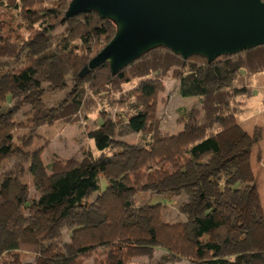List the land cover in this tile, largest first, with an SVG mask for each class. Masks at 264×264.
I'll use <instances>...</instances> for the list:
<instances>
[{
	"label": "trees",
	"instance_id": "1",
	"mask_svg": "<svg viewBox=\"0 0 264 264\" xmlns=\"http://www.w3.org/2000/svg\"><path fill=\"white\" fill-rule=\"evenodd\" d=\"M70 2L0 0V9L4 8L0 11V32L19 29L29 32L25 39L18 36L12 41L0 39V59L19 60L24 56L19 66L3 69L0 64V78L6 72L10 89L25 97L34 94L33 102L38 105L25 122H18L12 116L16 105L5 112H1L0 105V158L12 154L19 158L14 172L6 173L0 183V206L10 202L15 208L4 222L0 260L5 245L7 250L33 252L46 263L87 264L84 259L107 247L108 255L94 257V264H126L128 259L140 254L136 244L148 242L160 244L169 253L187 259L191 264H264V248L258 245H251L232 257L221 255L223 245L244 240L245 231L239 229L238 213L244 187L236 186L238 180L230 183L239 177L238 169L222 173L225 182L216 187L214 198H208L200 179L194 182L198 186L190 195L189 204L195 238L187 222L170 224L164 221V202L137 208L124 196L132 190L160 188L171 176L184 175L190 164H202L206 159H218L224 150L232 151L234 142L222 139V134L238 128V116L247 110L242 99L251 96L255 77L264 72V45L221 56L211 62L198 55L185 59L169 48L160 47L116 75L105 63L82 77V69L100 47L110 42L116 27L94 11L67 17ZM60 27L62 31L57 32ZM39 37H44L45 49L34 55L31 45ZM50 62H56V71L65 80L63 85L71 87L59 109H47L41 103ZM165 77L180 82L182 97L200 99L199 108L182 112L178 122L183 129L168 135L163 133L161 120L157 117L158 96L165 91ZM229 79L228 84L209 86L210 81ZM5 98L4 95L0 100ZM119 102L125 107L116 113L115 120L128 124L147 146L137 150V158L129 169L119 174H105L106 188H101L100 172L109 166L125 167L129 159L123 149H109L115 134L112 119L108 122L107 134L101 126L87 129L88 138L98 144L105 140V147L109 149L106 151L103 147L98 155L84 145L80 160L68 158L65 161L54 154V158L45 164L43 152L47 144L24 150L32 148L36 139H41L38 131L42 126L53 127L57 122L85 125L91 115L111 109ZM25 129L27 133L17 134ZM263 132L261 126L254 128L245 147L248 156L261 141ZM239 134L247 135L245 131ZM258 159H261V153ZM26 174L35 179V186L40 191L36 198L31 197L23 183ZM253 182L247 188L256 198L250 201V209L254 221L264 227L255 179ZM94 195L95 206L92 205ZM91 208L98 209L100 220L78 225L83 212ZM201 209L204 216L199 214ZM217 214L222 215L224 222L217 220ZM70 226L69 256L61 241L63 230ZM212 230L216 231L218 239L205 237Z\"/></svg>",
	"mask_w": 264,
	"mask_h": 264
},
{
	"label": "rangeland",
	"instance_id": "2",
	"mask_svg": "<svg viewBox=\"0 0 264 264\" xmlns=\"http://www.w3.org/2000/svg\"><path fill=\"white\" fill-rule=\"evenodd\" d=\"M3 10L4 8L0 9V11ZM1 17H3V15H1ZM60 31H62L61 27L58 28L57 32ZM28 35L29 32L24 29H19L18 31L16 30V32H7L3 30L0 32V39L1 41H12L17 39L16 36L21 39H25ZM44 49V37H39L31 45V51L34 55H37ZM100 49H102V47H100L99 50ZM23 60L24 56L22 55L19 60L0 59V64L3 69H5L6 66H19L22 64ZM56 68V62L49 63L47 78L44 82L42 93L43 102L41 103L47 109L61 108L71 91V87L69 85H63L65 80L56 71ZM229 82L230 79L223 82L210 81L209 86L219 87L228 84ZM164 85L165 91L161 92L158 96L157 117L161 120V129L163 133L168 135L170 133H177L183 129V125L178 122L182 116V112H189L193 108H199L200 99L198 97H182L179 94L180 82L172 77H165ZM4 95L6 98L4 100H0L1 112H5L8 107L16 105L17 107L12 113V116L18 122H25L28 117L32 116L34 110L38 108L37 103L33 102L32 99L34 94H29L28 97H25L18 94L14 89H10L8 75L6 72H4V75L0 78V97ZM263 96L264 72L255 77L254 88L247 102L249 110L243 115L238 116V128L230 131H223L222 139L234 142V146H232L234 148L232 151L227 152L224 150L218 159H206L202 164H190L184 175L171 176L160 188L152 186L146 187L144 190L139 192H134L132 190L125 192L124 196L127 199L132 200L136 204L137 208L147 207L148 205L158 201L164 202L166 205L163 209L164 221L169 222L170 224L180 221L187 222L189 224L190 233L194 237V226L191 221L192 212L189 204L190 195L195 192L198 186L194 182L200 179L199 181L203 184V191L206 193L208 198H214L216 187L225 182V178L222 177V173L229 170L236 171L238 169L237 172H239V177L233 178L230 180V183L238 180L239 183H237L236 186L242 188L244 187L242 191V205L238 210L239 229L245 231L243 236L244 240L239 243H227L223 245L221 255L232 257L238 252L248 250L251 245H258L264 248V227L259 222L254 221V217L250 209V201L256 199L255 194L254 192L247 190V188L250 187L249 185L254 183V178H257L255 176L256 171H253L252 166L251 168L247 167V164L250 161L249 164H253L254 170H256L259 166L264 165V149L261 152V159L259 161L256 159L255 148L252 151V155L248 156L245 152V147L251 140L253 128H249L250 130L246 132V136L239 134L240 131L245 130L244 123L251 126L257 122L264 124V105L262 104ZM124 107L125 105L119 102L111 109H107L100 114L91 115L85 125H68L57 122L53 127H50L46 124L38 131L41 139H36L35 145L32 148H24V150H33L34 148H39L47 144L48 146L43 152L45 164H48L50 160L54 158V154H56L58 158L64 159L65 161L68 158L80 159L83 156L81 147L84 145L91 147L97 155L101 153V150L105 147V140L98 144V142L94 139L88 138L87 129L101 126L107 134L109 132L108 122L112 119L115 121V134L112 138L109 149H123L124 154L127 155L129 159L125 167L109 166L105 168L103 172H100L101 188L104 189L107 186L105 174H119L121 171L129 169L137 158V150L147 146V142L141 138L140 134L133 131L128 124L115 120L116 113L123 110ZM262 128L264 130V125ZM218 130L222 133L221 128H218ZM24 133H27L26 129L21 130V132H18L17 134ZM260 147H264L263 143ZM104 149L106 151L109 150L106 147ZM18 159L19 158L16 154L6 155L0 158V183L4 179L6 173L14 172V165ZM25 166L27 167L28 165L25 164ZM167 166L169 167V164ZM48 172H50V170H48ZM22 180L27 186V190L29 191L31 197H38L40 191L37 190L35 186L34 177L31 174H26ZM257 200L260 204L259 212L264 218V191L262 192V199L258 196ZM92 201V205L95 206L97 203L96 195L93 196ZM14 209V205L10 202H6L0 206V242H2L4 222H6L9 216L14 213ZM199 214L204 216L203 209L200 210ZM216 218L218 221L224 222L221 214H217ZM99 220L100 216L98 209L96 210L95 208H91L86 212H83L77 224L85 225L96 221L98 222ZM71 227L72 226L63 230L64 237L61 241L62 248L64 249L66 255L69 256L71 255V251L68 250L67 244L70 242L68 230ZM205 237L211 240L218 239L215 230L210 231ZM136 245L139 248L140 254L128 259L126 264H191L187 259L169 253L167 250L163 249L160 244L141 242ZM99 255L102 258L106 257L108 255V248H100L91 257L84 259L85 263L94 264V257H99ZM44 261L45 260H43L42 257L35 255L33 252L7 250L4 245L0 264H4L5 262V264H53L50 263V261L48 263Z\"/></svg>",
	"mask_w": 264,
	"mask_h": 264
},
{
	"label": "water",
	"instance_id": "3",
	"mask_svg": "<svg viewBox=\"0 0 264 264\" xmlns=\"http://www.w3.org/2000/svg\"><path fill=\"white\" fill-rule=\"evenodd\" d=\"M92 11L116 33L82 77L105 63L116 75L160 47L211 62L264 45V0H71L66 16Z\"/></svg>",
	"mask_w": 264,
	"mask_h": 264
},
{
	"label": "crops",
	"instance_id": "4",
	"mask_svg": "<svg viewBox=\"0 0 264 264\" xmlns=\"http://www.w3.org/2000/svg\"><path fill=\"white\" fill-rule=\"evenodd\" d=\"M263 98H264V96H263ZM263 98H262V104H263ZM249 99V98H248ZM248 99H246V98H243L242 99V101L244 102V103H246V106L248 105L247 104V102H248ZM264 105V104H263ZM248 110H249V107H247V112H248ZM246 111H245V113H246ZM241 115H243V114H241ZM239 123V122H238ZM264 124H262V123H255L254 125H248V124H246V123H244V128H245V132H248V130H250L251 129V127L253 128V131H254V128L256 127V126H263ZM104 127V126H103ZM250 128V129H249ZM182 130V129H181ZM252 134H253V132H252ZM264 134V133H263ZM262 143H263V146H264V137H262V139H261V141L257 144V145H255L253 148H252V150H251V154H250V156L252 155V151H253V149L255 148L256 149V159L259 161V159H258V157H259V153H261L262 151H263V149H264V147H260V146H262ZM98 155V154H97ZM80 159H82V158H80ZM79 159V160H80ZM249 163H250V161H249ZM247 164V167H250L251 168V166H252V168H253V171L256 173L255 174V176L257 177V178H254L255 179V181H256V184H257V190H258V196H259V198H261L262 199V192L264 191V165H262V166H259L256 170H254V166H253V164L252 165H250V164ZM257 170H258V172H257ZM263 204H264V200H263ZM262 215V214H261Z\"/></svg>",
	"mask_w": 264,
	"mask_h": 264
}]
</instances>
